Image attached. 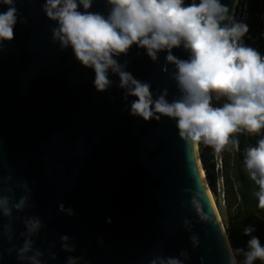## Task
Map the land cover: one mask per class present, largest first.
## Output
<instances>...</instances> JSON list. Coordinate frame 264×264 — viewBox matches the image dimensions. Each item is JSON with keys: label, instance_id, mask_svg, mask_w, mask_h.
<instances>
[{"label": "water", "instance_id": "1", "mask_svg": "<svg viewBox=\"0 0 264 264\" xmlns=\"http://www.w3.org/2000/svg\"><path fill=\"white\" fill-rule=\"evenodd\" d=\"M221 2L232 13L235 0ZM44 3L15 0L14 39L0 50V195L12 204L28 197L23 210L0 215V264H31L17 258L26 238L33 242L26 257L39 250L41 264H67L70 256L78 264H151L168 257L229 264L230 244L208 196L198 146L179 137L174 119L130 115L136 97L124 100L118 76L110 73L112 87L98 92L94 71L53 41L57 22L47 18ZM7 8L0 4V13ZM109 10L107 0H93L89 9L105 16ZM172 53L190 56L182 46ZM165 57L160 52L153 61L133 45L117 59L151 84L154 98L167 89L171 102L181 93ZM185 189L200 194V212ZM32 218L41 227L29 237L25 221ZM64 235L73 252L62 249Z\"/></svg>", "mask_w": 264, "mask_h": 264}, {"label": "clouds", "instance_id": "2", "mask_svg": "<svg viewBox=\"0 0 264 264\" xmlns=\"http://www.w3.org/2000/svg\"><path fill=\"white\" fill-rule=\"evenodd\" d=\"M0 4L8 6L6 12L0 13L2 50L3 42L14 39L18 9L15 0H0ZM92 4L93 0H45L43 11L48 19L57 22L52 29L53 41L61 49L71 48L76 60L94 71L98 92L112 87L110 73L118 76L124 100L136 97L130 104V115L144 121L174 119L179 137L187 145L203 143L217 155L229 145L239 150L235 134H259L264 130V55L244 43L248 26L237 21L221 0H192L189 4L185 0H107L110 10L106 16L89 11ZM81 7L84 11L79 10ZM133 45L144 49L153 61L158 59V53L166 52L167 63L175 66L171 78L181 93L178 99L169 102L167 89L154 98L151 84L136 79L126 70L127 63L119 62L117 58L126 55ZM181 46L190 53L188 59L173 55L172 49ZM244 165L258 186V207L264 209V138L247 147ZM20 186L27 188V183ZM199 196L192 192L191 203L197 212L201 209ZM27 200L23 196L12 204L9 197L0 195V215L11 216L13 208L23 210ZM59 210L74 215L73 209H65L63 204ZM200 218L210 221L204 214ZM184 224L189 221L186 219ZM25 227L30 237L40 229L41 222L38 218L27 219ZM254 231L252 226L243 230L250 237L247 250L228 248L229 264H254L257 260L264 264V246L252 235ZM60 239L65 252L75 250L68 244L70 237ZM191 241L194 247L199 245L197 235L193 234ZM32 243L26 238L17 258L41 264L39 257L43 253L39 250L26 257ZM180 255L188 259L186 252ZM238 255L244 259L238 261ZM78 259L70 256L67 264H78ZM151 264L183 261L176 257L157 258Z\"/></svg>", "mask_w": 264, "mask_h": 264}, {"label": "trees", "instance_id": "3", "mask_svg": "<svg viewBox=\"0 0 264 264\" xmlns=\"http://www.w3.org/2000/svg\"><path fill=\"white\" fill-rule=\"evenodd\" d=\"M259 2L260 0H249V30L244 43L264 55V21L259 19ZM222 103L223 101L220 102ZM234 138L239 140V150L229 145L221 153L223 201L227 213L225 232L233 250L236 248L247 250V241L250 237L243 234L247 226L255 229L252 235L257 236L264 246V209L258 207V198L255 195L258 186L250 179L244 165L247 147L264 138V130L259 134L237 133ZM198 153L209 190L216 195L214 151L201 143L198 145ZM243 259L242 255L237 256L238 261ZM254 264H261V261L257 260Z\"/></svg>", "mask_w": 264, "mask_h": 264}, {"label": "rangeland", "instance_id": "4", "mask_svg": "<svg viewBox=\"0 0 264 264\" xmlns=\"http://www.w3.org/2000/svg\"><path fill=\"white\" fill-rule=\"evenodd\" d=\"M214 103L216 102L214 101ZM214 155H215V176H216V182H217V191H216V195H213L211 191L210 193L212 197V202L214 203V206L218 212L220 221L222 223L223 229L225 231L227 213H226V209H225L224 201H223L222 179H221V174L219 170L220 165H222L221 153L219 155L214 153ZM216 167H217V171H216Z\"/></svg>", "mask_w": 264, "mask_h": 264}, {"label": "built area", "instance_id": "5", "mask_svg": "<svg viewBox=\"0 0 264 264\" xmlns=\"http://www.w3.org/2000/svg\"><path fill=\"white\" fill-rule=\"evenodd\" d=\"M232 15L237 21L245 23L247 26L250 20V3L249 0H235ZM259 19L264 21V1L260 0L259 2ZM246 34L243 37V41L245 40ZM221 165L219 167L221 174ZM217 171V167H216Z\"/></svg>", "mask_w": 264, "mask_h": 264}, {"label": "bare ground", "instance_id": "6", "mask_svg": "<svg viewBox=\"0 0 264 264\" xmlns=\"http://www.w3.org/2000/svg\"><path fill=\"white\" fill-rule=\"evenodd\" d=\"M208 196H209V198H210V200H211V202H212V197H211V194L209 193V191H208ZM212 204H213V206H214V203H213V202H212ZM214 210H215V212H216V215H218V212H217L215 206H214ZM218 219H219V215H218ZM220 224H221V223H220Z\"/></svg>", "mask_w": 264, "mask_h": 264}]
</instances>
